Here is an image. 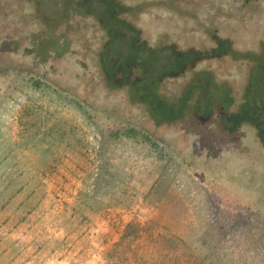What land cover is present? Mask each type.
I'll return each mask as SVG.
<instances>
[{"label":"rangeland","instance_id":"374dc122","mask_svg":"<svg viewBox=\"0 0 264 264\" xmlns=\"http://www.w3.org/2000/svg\"><path fill=\"white\" fill-rule=\"evenodd\" d=\"M115 1L150 47L230 43L163 80V105L227 101L157 121L107 83L97 0H0V264H264V141L241 115L264 116V0Z\"/></svg>","mask_w":264,"mask_h":264},{"label":"trees","instance_id":"16d2710c","mask_svg":"<svg viewBox=\"0 0 264 264\" xmlns=\"http://www.w3.org/2000/svg\"><path fill=\"white\" fill-rule=\"evenodd\" d=\"M118 6L119 4L115 0H97L96 7L89 6V11L98 16L101 24L107 30L110 36L108 43L112 41H116V44L120 43V48L117 51H110L108 49L109 44L107 43L101 53V63L109 86L112 89H121L124 86L131 87L132 98L144 99L149 105V111L157 121L171 122L172 120H177L183 117L185 110L190 107L193 111L192 115L194 119L197 120L196 123L205 124L214 114L216 106L223 105V102H226L227 98H222L223 102L216 98H197L196 96L195 98H191L198 91V87L194 88L191 86L176 103L169 104L166 101L167 105L165 106L163 105V100L165 99L154 92L163 80L176 77L174 75L182 71L184 72L188 68L189 63L223 55L224 51L226 53L230 49V43L227 41L220 42V48L204 53L198 51L178 52L173 50L174 47L165 49L153 48L147 42L142 41L141 33L135 27L119 19ZM105 15L106 20H103ZM124 47L128 50L127 52L123 51ZM158 65L161 68L157 73L155 70H157ZM258 65L261 66V70H264L263 63ZM135 73L141 74L142 77H138L137 79ZM205 79L202 82L208 88H211V84L209 83L210 78ZM149 91H153L154 98H141L143 97L142 93H148ZM191 99H194L193 103L190 102ZM178 102L182 104L181 109H178V105H176ZM224 109L222 107L220 111L221 121L224 124L222 129L224 131H226L228 126L232 127V129H227L228 132L234 131L242 121V118H238V116L245 115L248 117V120L256 123L259 127L261 139L264 141V116L258 113L259 109L254 104H246L242 108V114L239 113L241 115L226 114ZM203 140L207 145L210 138L206 137ZM198 146L196 148H203ZM200 151L198 152L197 150L198 155L201 153ZM211 151H213V147ZM244 197L246 196L243 194L242 198L244 199ZM259 200L260 197L256 198L255 204H259L260 209L264 210V200Z\"/></svg>","mask_w":264,"mask_h":264}]
</instances>
